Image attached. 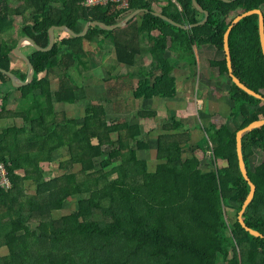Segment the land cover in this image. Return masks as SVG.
<instances>
[{
	"label": "trees",
	"instance_id": "obj_1",
	"mask_svg": "<svg viewBox=\"0 0 264 264\" xmlns=\"http://www.w3.org/2000/svg\"><path fill=\"white\" fill-rule=\"evenodd\" d=\"M82 1H0V69L22 81L27 66L20 60L25 71L13 69L22 38L46 49L53 27L81 34L88 23L113 27L144 11L124 29L93 27L83 39L63 33L66 37L50 52L33 50L28 57L35 76L28 87L5 92L10 80L0 73V163L13 183L9 191L0 189V264H264V239L252 236L238 220L250 186L236 152L237 133L264 120V102L232 82L224 53L232 20L246 11H263L264 0H197L209 20L192 30L154 14L184 27L196 25L205 14L193 0H137L129 11L87 9ZM87 42H97L99 52L112 50L118 67L127 70L112 78L114 86L98 87L89 97L92 91L73 75L88 68ZM206 46L223 54L209 63L217 81L230 86L227 112L212 111L204 100L196 126L207 140L193 143L190 130L169 107L158 141L147 143L157 130L146 132L130 123L123 115L129 111L125 94L133 97V117L156 118L157 112L140 111L138 102L169 99L173 105L181 70L189 72L188 81L199 78L201 84L194 47ZM229 48L234 76L264 97L258 15L234 27ZM144 54L151 59L148 67L141 63ZM206 91L200 92L202 100ZM15 94L17 112L10 110ZM74 105L88 106L85 118L58 108ZM106 105H115L114 113L125 123L110 124ZM219 116L225 124L215 128ZM11 120L22 122L4 124ZM242 146L248 176L256 185L243 217L264 235V163L250 167L253 151L264 152V128L246 134ZM154 149L159 164L150 171L141 152Z\"/></svg>",
	"mask_w": 264,
	"mask_h": 264
},
{
	"label": "rangeland",
	"instance_id": "obj_2",
	"mask_svg": "<svg viewBox=\"0 0 264 264\" xmlns=\"http://www.w3.org/2000/svg\"><path fill=\"white\" fill-rule=\"evenodd\" d=\"M12 4H15V3L12 2ZM57 34H58L57 37L60 38V40L66 37V35L63 34V32H59ZM58 40L59 39H57V41ZM86 46L90 54L88 62H87L88 68L82 69L81 72H80V69L77 71L74 70L73 75L79 81L82 87L89 88L92 91L91 93H87V96L89 97L92 95H96L98 93L99 91L98 87L114 86L115 81L112 80V78L118 76V74L123 73L127 70L124 69L123 67H120V66L118 67L117 60L114 57L112 50H109V52L108 51L99 52L97 42H92V43L87 42ZM208 47L209 46L203 48L202 50H197L196 52L197 59L198 60L200 59V64H202V61H203L204 65L206 66L208 62L206 59V51L208 52L210 57H212V59L214 56H216L218 59L223 58L222 53L217 52V51L216 53H214ZM22 51L25 54L30 55L32 54L33 49L29 45H26L22 48ZM13 62H14L13 63L14 70H21L23 72L25 71V67L24 65H22L20 60L15 59ZM141 63H143L146 67L150 66L151 59H150L149 54H144V56H142ZM206 71H207V67H204V70L201 68V71L199 67V72H201V75H204L203 73H205ZM186 72L187 71H184V70L179 71L178 75L181 78L180 81L178 82L179 83L178 85L179 93L176 99L177 102H175L173 105L170 104L172 100H169V99H159V101L155 100V101L138 102L137 108L140 111L145 112V113L157 112V117L156 118L154 117V119L138 120L137 118L133 117L135 113L137 112V110L134 109L131 111V113H129L130 109H132L133 107L131 105V100H133V97L132 96L127 97L129 94H125L124 97L127 100V104H129V109H128L129 111L124 113L123 115L126 116V118L130 121V123L139 124L140 126H144L146 128V132L153 131L154 129L157 128V132L154 131L150 137L145 139L147 143L153 144V142L158 141V136L162 133V130L165 127V124L168 123L167 118L171 114L170 111L173 113V115L177 116L178 120H181L185 124L186 130H190V133L187 132L189 141L191 142L193 141L194 143V141L199 142L200 140H202V143H205V141L207 140L205 138V135L200 130L197 129L198 112L203 111V109L205 108L203 105L202 98L200 96L201 95L200 92H202V80H201V84H200L199 78H197L196 82H193V81L185 82V80L182 78H185L184 73ZM214 86L215 84H213V87ZM9 88H11V86L10 84H7L6 87L3 88V91L6 92V90H8ZM212 88L209 90V95H208L209 100L211 103L215 105L218 104V108H219L218 111L223 115L224 112H227V105H225L223 102L219 103L218 100L221 97H225L228 95L230 86L225 80H220L217 82V85L213 89ZM18 98H19V94H15L12 96L10 110H12L13 112L14 111L17 112L16 108L18 106ZM114 106L115 105L104 106L109 114L108 116H106L107 118H109V121H110L109 123L111 124L115 120L117 123L119 122L120 124H124L126 120L125 119L120 120L117 117V115L114 113V110H115ZM209 106H210V109H214V107L211 104H209ZM65 107L67 108L66 113L68 114L70 113L69 115H71V117L75 119H81V118H85L88 106L87 105L59 106L58 107L59 111L65 112ZM167 108H169L170 111H168ZM223 117L219 116L213 120L215 128H219L223 124H225L226 119H224L225 117L224 118ZM21 122H22L21 120H14V121L11 120V121L5 122L4 124L16 123L17 125H20ZM141 157L140 158L142 160L143 159L147 160L149 167H150V171H153L158 167L157 166L159 164L158 149H154L151 152H148V151L141 152ZM262 163H264V152L261 150L255 149L253 151L252 156L250 157V167L254 168ZM65 210L66 212L69 210H72L71 206L70 208H65ZM1 253H5V250H2Z\"/></svg>",
	"mask_w": 264,
	"mask_h": 264
},
{
	"label": "water",
	"instance_id": "obj_3",
	"mask_svg": "<svg viewBox=\"0 0 264 264\" xmlns=\"http://www.w3.org/2000/svg\"><path fill=\"white\" fill-rule=\"evenodd\" d=\"M228 2H230L231 0H226ZM193 4L194 6L197 8L198 11L202 12L205 14V18L203 21L197 23L196 25H192V26H181L178 25L177 23H175L173 20H171L170 18L160 14V13H155L154 15L169 22L170 24L182 29V30H192L195 28H199V27H203V25H205L208 20H209V13L207 11H205L197 2V0H193ZM142 13H144L143 10L140 11H136L134 12L130 17H128L125 21H123L122 23L116 25V26H108L105 25L103 23H98V22H92V23H88L86 24L85 30L83 31V33L81 34H77L75 33L73 30H71L68 27H53L51 29V31H49V47L46 49H43L41 47H39L31 38L29 37H25L22 38L16 49L14 50V56L16 58H18L19 60H21L22 62L25 63V65L28 68V75H27V80L26 81H22L20 80L16 75H14L12 72H8L5 70L0 69V73L5 75L9 80H10V84L13 90H20L22 88L28 87L30 86L33 81H34V76H35V70L34 67L28 57L27 54H25L22 51V48L26 45H29L33 50H35L36 52H41V53H48L50 52L52 49L55 48L56 44H57V33L58 32H63L66 33L68 35H70L72 38H76V39H83L86 38L90 31L91 28L96 27V28H100L101 30L104 31H108V32H113L116 31L118 29H124L126 27L129 26L130 22L133 21L134 19H136L139 15H141ZM252 15H258L259 16V37H260V43H261V48H262V52H263V57H264V12L260 9H254V10H250V11H246L238 16H236L232 22L230 23L225 35H224V53H225V57H226V63H227V68L229 71V76L232 79V82L244 93H246L247 95L260 100L262 102H264V97L253 92L252 90L248 89L245 85H243L240 80L238 78H236L233 74V69H232V60H231V54H230V48H229V36L231 31L234 29V27L243 19L250 17ZM194 50H196V47H194ZM264 128V120H260L257 122H254L252 124H250L248 127L244 128L243 130L239 131L236 135V152H237V159H238V163H239V169L240 172L243 176V178L248 182L249 186H250V193L246 199V201L243 204L242 210L239 213L238 216V220L239 223L242 225V227L249 232L252 236L258 237V238H263L264 239V235L261 234L259 231H256L252 228H250L249 226H247V224L245 223L244 220V213L245 210L247 209V207L250 205V203L252 202V200L254 199L255 193H256V185L252 182V180L249 178L248 176V170L246 168V164L244 161V157H243V146H242V141H243V137L250 133L253 132L255 130H260Z\"/></svg>",
	"mask_w": 264,
	"mask_h": 264
},
{
	"label": "built area",
	"instance_id": "obj_4",
	"mask_svg": "<svg viewBox=\"0 0 264 264\" xmlns=\"http://www.w3.org/2000/svg\"><path fill=\"white\" fill-rule=\"evenodd\" d=\"M137 0H83L82 6L87 9L107 8L115 6L120 11H129L131 4ZM13 186L9 172L4 163H0V189L4 191L11 190Z\"/></svg>",
	"mask_w": 264,
	"mask_h": 264
},
{
	"label": "crops",
	"instance_id": "obj_5",
	"mask_svg": "<svg viewBox=\"0 0 264 264\" xmlns=\"http://www.w3.org/2000/svg\"><path fill=\"white\" fill-rule=\"evenodd\" d=\"M1 1V0H0ZM10 1H15V2H18L19 0H10ZM133 14V13H132ZM132 14H130L129 15V17L132 15ZM125 21V20H124ZM86 27V26H85ZM85 30V29H84ZM59 33V32H58ZM57 36H58V34H57ZM57 39H59L58 37H57ZM101 40H102V38H101ZM58 42V41H57ZM207 47V46H206ZM203 48H205V47H203ZM203 48H201V49H198V48H196V50H194V52H195V55H196V52H197V50H202ZM209 49H211L214 53H216V50L214 49V48H212V47H208ZM206 59H207V66L206 65H204V62L202 61V64L204 65H202V64H200V59L198 60L197 59V56H196V61H197V68H198V75H200L201 76V80H202V90H207L206 91V94L204 95V98L205 99H203L202 101H203V105H204V102L205 101H207V102H209V104H211L213 107H214V109H211L212 111H217V112H219L218 111V104H213V103H211L210 102V100H209V97H208V95H209V90L213 87V84H215V86L217 85V77H214V74H213V72L211 71V67H210V63H209V60H220V59H218L216 56H214L213 57V59H212V57H210V55L208 54V52L206 51ZM209 59V60H208ZM199 67H200V71H201V68L204 70V67H207V71L205 72V73H203L204 75H201V72H199ZM178 74H179V71H178ZM188 74H189V72L187 71L186 73H184V75H185V78H182V79H184L185 80V82L186 81H188ZM180 77H179V81H180ZM189 82V81H188ZM178 85H179V83H178ZM214 86V87H215ZM213 87V88H214ZM212 88V89H213ZM204 94V93H203ZM205 100V101H204ZM226 100H227V96H225V97H221L218 101H219V103H221V102H223L225 105H226ZM174 102H177V101H174ZM65 111H67V108L65 107ZM156 130H157V128H156ZM153 151V150H152ZM151 152V151H150Z\"/></svg>",
	"mask_w": 264,
	"mask_h": 264
}]
</instances>
